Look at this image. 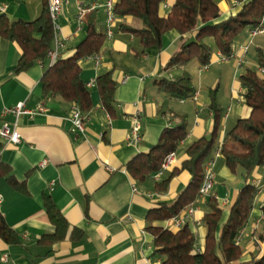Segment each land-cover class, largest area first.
Returning a JSON list of instances; mask_svg holds the SVG:
<instances>
[{"label":"crops","instance_id":"obj_1","mask_svg":"<svg viewBox=\"0 0 264 264\" xmlns=\"http://www.w3.org/2000/svg\"><path fill=\"white\" fill-rule=\"evenodd\" d=\"M104 1L64 0L55 28L53 25L54 40L61 44L59 58L69 56L86 37L84 16L81 22L77 19L80 7L93 10L95 15H89L88 19H95L97 28H106ZM216 1L221 15L215 21H220L234 15L248 0ZM168 5L166 9L161 7L162 15L168 12ZM40 10V0H0V16L11 21H31ZM112 29V37H106L96 53L101 55L99 62L95 54L81 62L80 77L86 83L111 71L116 85L114 112L110 115L102 107L95 84L88 87L92 107L83 112L86 116L84 132L78 131L71 120L75 104L42 94L41 79L51 65L48 56L25 70L15 71L21 50L15 42L0 36V127L5 123L16 124L21 137L17 144L0 138V161L7 164L10 174L26 187V193L19 192L6 178H0V213L19 236L15 244H6L0 238V256L7 252L10 264H159L163 257H152L153 235L147 229V216L159 202H174L187 185L189 174L180 171L172 176L165 191L156 190L154 184L166 180L174 167H180L191 143L200 137H209L213 118L210 91L216 90L223 112L217 145L239 119L250 114L241 95L239 76L249 67L264 77V71L257 65V49L264 51V32L261 36H250L249 29L244 30L235 40L227 60H220L219 51L213 47L211 62L202 69L196 59L169 65L172 55L181 46V36L175 30L163 35L160 48L143 49L131 34L117 27V22ZM196 33H187L183 41L190 43ZM207 43L212 48L211 38ZM184 73L192 78L195 91L191 97H172L158 88L159 80H171ZM18 102L35 110L34 114H22L17 121L12 114H2L4 108ZM39 106L43 107L42 111L37 110ZM174 115L186 116L188 133L174 152L172 165L159 181H155L153 175L142 181L133 179L126 171V164L136 155L147 153L164 128L177 124ZM136 117L142 125L141 139L130 144L126 138ZM42 160L46 163L40 167ZM107 167L114 171H108ZM211 171L214 182L208 195L199 198L192 205V214L182 221V225L188 224L194 233L195 245L200 251L207 231L203 223L209 210L207 199L215 196L222 208L216 229L219 235L241 184L239 172L232 173L221 154L214 157ZM249 181L257 187L264 185V165L251 173ZM133 185L137 192L132 190ZM44 195L51 197L68 226L65 237L50 244L40 242L44 234L54 231L44 207ZM263 202L264 188L256 194L240 233L244 250L242 263L250 260L251 252L264 250V242L258 239L259 234L264 235ZM152 225L175 229L171 219L155 220ZM0 264H3L1 260Z\"/></svg>","mask_w":264,"mask_h":264},{"label":"trees","instance_id":"obj_2","mask_svg":"<svg viewBox=\"0 0 264 264\" xmlns=\"http://www.w3.org/2000/svg\"><path fill=\"white\" fill-rule=\"evenodd\" d=\"M41 1L39 15L31 20H9L0 16V36L15 42L21 57L15 71L27 69L36 61H44L52 48L54 28L50 17L48 0ZM170 4L165 15L160 13L162 4ZM113 12L117 18V27L131 34L143 49L161 47L163 35L170 30L181 36V46L171 57L169 65L184 64L196 59L202 67L207 66L213 57V47L220 54L230 57L237 37L246 29L259 26L264 20V0H248L229 17L217 20L221 13L216 0H115ZM93 10L84 14L86 37L75 46L73 52L64 58H58L44 72L42 94L55 96L78 106L82 112L92 107L91 92L81 79V62L98 53L106 40L105 28H97ZM196 31L193 41H183L184 35ZM114 33V32H113ZM211 38L212 48L207 43ZM257 65L264 70V51L257 49ZM244 104L250 108L246 118L239 119L226 132L219 147L220 154L228 169L239 172L241 186L228 209L225 221L221 224L219 235L217 225L222 216V208L215 196L207 199L208 212L204 215L206 227L205 244L196 251L194 233L188 224L170 229L153 226L155 220H166L179 216L186 208L200 198V187L204 180V167L217 148L222 129L223 112L216 98V90L210 91L209 107L212 111V130L209 137H200L186 149V158L180 167H174L170 176L154 184L158 191H165L172 176L180 171L189 174V181L171 204L159 202L149 210L147 229L153 235L152 257L161 256L159 264H264V250L251 252L248 262L240 259L244 250L236 238L244 228L255 196L257 186L250 183L251 173L264 165V77L257 70L245 68L239 76ZM158 88L168 95L180 99L189 98L195 89L192 78L184 73L171 80L161 79ZM115 82L111 71L100 74L95 79L99 102L110 114L114 112ZM177 124L162 130L158 141L150 146L147 153L136 155L126 164L127 173L138 181L152 176L160 169L164 157L175 152L188 133L185 115H174ZM10 167L0 161V178H6L15 190L26 193L25 183L18 182L11 174ZM43 203L49 222L54 227L52 233L44 234L40 242L50 244L61 240L67 232V222L49 195L43 196ZM264 212V205L262 206ZM75 232V231H74ZM77 232V231H76ZM0 238L6 244L19 242L18 234L8 226L0 213ZM258 239L264 242V235Z\"/></svg>","mask_w":264,"mask_h":264},{"label":"built area","instance_id":"obj_3","mask_svg":"<svg viewBox=\"0 0 264 264\" xmlns=\"http://www.w3.org/2000/svg\"><path fill=\"white\" fill-rule=\"evenodd\" d=\"M114 2L115 0H105L103 3V8L106 12L105 34L107 38L112 37L113 35L112 28H113L114 23L117 21V18L113 12ZM63 3H64V0H48L49 13H50V17L52 19L54 28H55V19L58 16V14L62 11ZM162 7L166 9L169 7V5L166 2H164L162 4ZM89 10L90 8H85V7L79 8L78 13H77V19L79 22L83 20L84 14L88 12ZM263 31H264V20L260 22L258 27L249 29V34L250 36H254ZM59 46H61V44L55 38L54 46L48 51V55H47L51 64H53L59 58V54H58ZM246 50H247V46L244 47V54L246 53ZM219 56H220V60H227L229 58L228 56H225L220 53H219ZM94 57L96 59V62H99V60L101 59L100 54H95ZM240 62L241 61H239V64ZM259 70L262 72L264 71L263 69H260V68ZM94 84H95V81H89L85 83L86 87H92L94 86ZM37 110L42 111L43 107L39 106ZM34 112L35 110L28 109L23 102H18L14 106L4 108L2 111V114L3 115L12 114L15 117V120L17 121L18 117L21 116L22 114L33 115ZM85 119H86V116H84L83 112L78 108V106L73 105L72 113H71V120L75 128L80 132H84L85 130V125H84ZM141 130H142L141 121L139 118L136 117L132 121L130 133L128 134L126 138L127 142L130 144H134L138 142L141 139ZM0 138H2L7 143H12V144L19 143L21 141V137L16 129V124H14L13 126H9L7 123L3 124V126L0 127ZM219 145L215 149L213 153V157L209 158L205 164V167H204L205 176H204V180L202 182V185L199 191L200 198L206 197L209 193V190L213 186L214 174L211 171V166L213 165L214 157H217L220 155ZM174 159H175L174 152H171L164 157L161 163L160 169L153 174V178L155 181H159L161 179L162 174L170 168ZM45 163H46V160H42L39 163V166L43 167ZM107 170L110 172L114 171V169L110 167H107ZM262 187L264 188V185H259L257 187V193L263 189ZM132 190L134 192H137V187L133 185ZM1 202H2V195L0 194V204ZM263 205H264V202L262 203V206ZM192 212H193V206H189L179 216L171 218V220L173 221L174 228L175 229L179 228L182 225V221L184 220V218H187L189 215L192 214ZM240 233L236 238V242H240ZM196 251L199 252L200 249L196 248ZM0 260L2 261L3 264H10L9 255L7 252H4L1 254Z\"/></svg>","mask_w":264,"mask_h":264},{"label":"rangeland","instance_id":"obj_4","mask_svg":"<svg viewBox=\"0 0 264 264\" xmlns=\"http://www.w3.org/2000/svg\"><path fill=\"white\" fill-rule=\"evenodd\" d=\"M263 32H264V31H263ZM263 32H261V33H263ZM261 33H258L257 36H261V35H262ZM249 57L252 58V51H250V53H249ZM200 67H201V66H200ZM202 69H203V67H202Z\"/></svg>","mask_w":264,"mask_h":264},{"label":"water","instance_id":"obj_5","mask_svg":"<svg viewBox=\"0 0 264 264\" xmlns=\"http://www.w3.org/2000/svg\"><path fill=\"white\" fill-rule=\"evenodd\" d=\"M241 186V184H239V186L238 187H240Z\"/></svg>","mask_w":264,"mask_h":264}]
</instances>
